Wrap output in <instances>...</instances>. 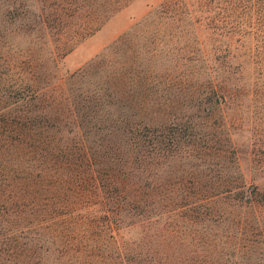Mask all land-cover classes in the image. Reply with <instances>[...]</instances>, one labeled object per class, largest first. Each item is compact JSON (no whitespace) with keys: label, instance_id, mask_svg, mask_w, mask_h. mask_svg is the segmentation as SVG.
<instances>
[{"label":"rangeland","instance_id":"obj_1","mask_svg":"<svg viewBox=\"0 0 264 264\" xmlns=\"http://www.w3.org/2000/svg\"><path fill=\"white\" fill-rule=\"evenodd\" d=\"M167 1L102 16L90 0L72 14L0 0V111L57 126L50 144L82 143L93 162L71 214L0 212V264H264V26L252 0H228L231 34L206 20L199 40L150 41L142 22ZM2 149L5 168L37 170Z\"/></svg>","mask_w":264,"mask_h":264},{"label":"trees","instance_id":"obj_2","mask_svg":"<svg viewBox=\"0 0 264 264\" xmlns=\"http://www.w3.org/2000/svg\"><path fill=\"white\" fill-rule=\"evenodd\" d=\"M65 1L67 6L60 4L61 6L64 5L65 8H72L73 12L69 14L79 11L76 6L72 5L75 0L73 2L71 0ZM90 1L92 8H101V14L105 16L117 9L126 0ZM251 6L254 7L256 19L259 20L258 26H264V0H252ZM229 8L228 0H169L158 7L153 12V16L150 17L149 14L143 20L142 25L150 26V41L162 39L161 41L164 42L186 43L189 40H195V38L199 40L198 37H195L193 30H197L198 23L202 24L206 20L212 27L223 28L231 34L233 27L230 14H228ZM252 26L254 27L253 20ZM157 29L171 31L173 34L157 38ZM175 31L178 33L175 34ZM189 56L187 55V57ZM84 73L81 72L80 74L84 75ZM18 97L19 100L26 101L25 97ZM20 109L17 107L16 111H0V148H8L13 144L21 145L23 152L25 149V154L40 160V163L36 171L22 168L11 170V168H5L8 164L6 165L4 159L0 157V212L1 214H9L11 217L21 218L24 221L30 219L36 224L41 223V221L34 220H39L37 217L39 213H48L50 214L48 217L61 213H65L64 215L71 214L70 207H66L65 204L71 200L70 195L77 196L75 192L78 191L79 195L82 191L92 188L91 185H88L89 189H85L89 181L85 175L88 170L87 165L93 164L90 159L91 156L87 154V149L82 143L81 145L74 143L50 144L49 138L52 139V136L47 137V135H51L49 129L53 127L56 131H60V129L47 122L40 123V119L35 117L26 118ZM2 153L3 149L0 151V156ZM90 178H93V175H90ZM96 183L101 185L98 181ZM102 184L109 191L111 197L119 194L118 189L113 184L109 187V183L104 184L102 182ZM71 191L74 193H70ZM86 195L85 192L84 196L86 197ZM120 197L124 201L130 199L129 202L132 207H139L137 204L139 201L134 200V197L126 194L120 195ZM64 207L66 208L64 209ZM10 219L13 220L14 218ZM25 229H28V226L8 228L7 232L3 234L4 236L12 235L15 238ZM5 249L6 251L9 250L8 248Z\"/></svg>","mask_w":264,"mask_h":264}]
</instances>
